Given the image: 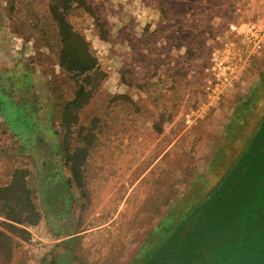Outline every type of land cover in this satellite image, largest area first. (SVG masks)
I'll list each match as a JSON object with an SVG mask.
<instances>
[{
	"label": "rangeland",
	"instance_id": "obj_1",
	"mask_svg": "<svg viewBox=\"0 0 264 264\" xmlns=\"http://www.w3.org/2000/svg\"><path fill=\"white\" fill-rule=\"evenodd\" d=\"M84 1L0 0V79L48 132L29 148L0 111V185L17 172L39 215L16 229L0 205V241L12 243L3 264H136L166 219L175 224L219 184L264 112V56L218 99L206 91L207 40L245 0H176V35L139 31L132 0ZM60 16L90 39L100 75L60 65ZM77 80L94 94L67 128ZM59 171L69 184L49 197L44 182Z\"/></svg>",
	"mask_w": 264,
	"mask_h": 264
},
{
	"label": "trees",
	"instance_id": "obj_2",
	"mask_svg": "<svg viewBox=\"0 0 264 264\" xmlns=\"http://www.w3.org/2000/svg\"><path fill=\"white\" fill-rule=\"evenodd\" d=\"M79 1L71 0L73 3ZM175 20L179 23V19ZM59 21L63 42L60 65L70 72H87L90 79L100 75L102 70L86 38L64 16H60ZM172 21L169 20L167 28L176 35L177 25ZM176 37L181 38L182 34ZM25 81L30 82V77L26 76ZM93 94V88L88 89L85 83L77 80L75 96L64 107L62 115V123L67 128L72 119L79 118L76 111L86 106ZM0 111L27 147L38 148L44 143L48 132L36 112L29 108V103L16 101L1 79ZM10 111L15 112L13 116ZM14 121L25 128L13 129ZM26 128L29 131H25ZM60 181L69 184V179L60 171L54 178L46 177L44 186L49 197L55 196L53 187ZM18 187L26 189V185L19 183L17 172L9 185H0V205L9 207V211L3 212L6 224L15 228L16 224H35L39 218L29 191L21 197ZM174 218L172 215L160 226L159 232L165 233L163 239L148 240L144 244L136 264H264V112L243 151L219 184L203 200L187 209L175 224ZM2 241L0 264L10 261L11 256H7L12 253V243L7 240L5 245ZM54 264L62 263L56 261Z\"/></svg>",
	"mask_w": 264,
	"mask_h": 264
},
{
	"label": "built area",
	"instance_id": "obj_3",
	"mask_svg": "<svg viewBox=\"0 0 264 264\" xmlns=\"http://www.w3.org/2000/svg\"><path fill=\"white\" fill-rule=\"evenodd\" d=\"M245 1L233 6V20L207 40L205 84L215 99L238 84L264 56V0Z\"/></svg>",
	"mask_w": 264,
	"mask_h": 264
},
{
	"label": "crops",
	"instance_id": "obj_4",
	"mask_svg": "<svg viewBox=\"0 0 264 264\" xmlns=\"http://www.w3.org/2000/svg\"><path fill=\"white\" fill-rule=\"evenodd\" d=\"M175 1L176 0H132V16L135 25L139 26V31H141V25L145 24V27L148 25L149 29L154 31L161 27L166 29L167 32L169 20L174 18L170 13V6L173 5L175 7ZM117 4H119V2H117ZM86 37L87 36H85V38ZM86 40L90 39L86 38ZM99 41L101 42V40Z\"/></svg>",
	"mask_w": 264,
	"mask_h": 264
}]
</instances>
